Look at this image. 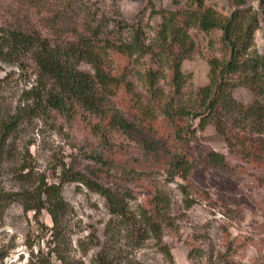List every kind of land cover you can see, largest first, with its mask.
Wrapping results in <instances>:
<instances>
[{
    "label": "rangeland",
    "instance_id": "1",
    "mask_svg": "<svg viewBox=\"0 0 264 264\" xmlns=\"http://www.w3.org/2000/svg\"><path fill=\"white\" fill-rule=\"evenodd\" d=\"M68 1L44 0L45 8L30 9L23 0H0V35L1 29L23 23L29 16L32 26L43 29L52 11L66 8ZM72 1L84 2L93 11L94 7L100 8L112 20L118 18L130 24L142 19L145 44L150 48L161 22V12H182L190 5L189 0ZM203 3L223 16L230 15L236 8L235 0H203ZM245 6L258 11L256 0H247ZM17 9H21L18 18L12 16ZM258 16L260 22L249 50L252 55L264 53V17L260 13ZM57 23L63 25L59 20ZM188 33L195 47L193 55L181 65L186 77L183 102L194 99L198 89L208 84V60L220 61L228 55L221 42V31L205 33L191 27ZM152 50L155 55L156 50ZM9 60L0 58V134L3 126L10 125L0 162V188L12 193L33 191L41 182L58 184L63 168L68 167L89 179H100L102 184L107 182L106 186L129 183L134 198L125 202L134 220L112 215L105 199L81 182L63 184L65 207L56 227L48 212H26L24 205L33 202L26 197H16L0 209V264H101L96 257L99 253L106 264H168L153 235L145 232L141 225L138 229L134 222L140 207H148V200L153 197L169 201L166 219L170 218L173 227L163 230V235L176 264H264V166L241 164L213 125L201 130L197 119H188L185 123L194 130L191 139L188 137L191 141L188 147L196 161L190 174L193 203L187 208L179 187L185 182L176 177L171 181L166 166L154 163L153 158L146 159L125 136L111 137L103 145L86 120L77 114L64 116L48 109H36L30 93L37 84L35 67L28 57ZM133 60L130 58L127 64L132 73L142 74V70L150 66L163 67L158 55L145 54L139 63ZM81 68L88 69L86 65ZM168 76L170 72L159 81L158 88L166 95L160 100H150L147 89L143 85L138 87L137 77L130 76V79L142 101H150L152 107H157L172 93L167 87ZM232 95L245 105L255 99L253 92L242 86L235 88ZM129 101L135 109L126 113L129 104L121 107L126 121L137 119L140 112L131 98ZM164 128L166 135L174 138L175 128L168 124ZM157 142L158 155L172 148L162 139ZM209 152L223 154L233 168L227 184H222L223 177L212 164L206 166L208 159L204 154ZM95 154L106 163L96 161ZM130 171L133 172L130 179H113L120 176L124 179ZM159 204L165 206L161 201Z\"/></svg>",
    "mask_w": 264,
    "mask_h": 264
},
{
    "label": "trees",
    "instance_id": "2",
    "mask_svg": "<svg viewBox=\"0 0 264 264\" xmlns=\"http://www.w3.org/2000/svg\"><path fill=\"white\" fill-rule=\"evenodd\" d=\"M23 1L30 9L45 8L44 0ZM189 1L188 9L182 12H161V22L155 30L152 48L145 44L142 19L130 24L118 18L112 20L100 8L94 7L93 11L84 2L72 0L65 2L66 8L62 7L59 12L52 11L49 25L45 27L47 29L32 26L29 16L23 23L18 22L16 26L1 29L0 35L1 59L18 61L21 57H28L35 67L37 84L30 93L36 109H48L64 116L68 113L77 114L86 120L90 130L103 145L111 137L125 136L146 159L153 158L154 163L166 166L171 181L176 177L185 182L179 187L187 208L193 203L191 192L194 186L190 174L196 163L188 147L191 143L188 139L194 133L191 126L185 124L188 119H197L201 130L213 125L241 164L258 168L264 166V53L249 54L254 32L260 22L258 14L264 17V0H256L258 11L251 6L246 7L247 0H235V10L226 16L206 7L203 0ZM19 12L21 9L15 10L12 16L18 18ZM58 20L63 25H59ZM113 26L115 28H111ZM191 27L205 33L221 31V42L228 55L224 60H208V84L198 89L194 99L183 102L182 89L186 77L181 65L193 55L195 47L188 33ZM152 49L156 50L155 55H158L163 66L161 69L157 66L156 70L150 66L144 68L142 74L128 71L130 58L139 63L145 54L154 57ZM82 65L88 69H82ZM168 72L170 76L167 77V87L171 95L164 102H159L157 107H152L150 101L143 102L130 76L137 77L138 87L143 85L147 89L150 100H160L166 95L158 88L159 81ZM241 86L251 90L255 96L247 105L236 101L232 95L234 89ZM130 98L140 112L137 113V119L126 121L121 107L129 104ZM134 109L135 106L129 104L126 113ZM167 124L175 128L174 138L170 134L166 135L164 125ZM9 126H3V133L0 134V162ZM160 139L172 147L163 155L157 154V141ZM95 155L93 158L96 161L102 165L106 163L100 155ZM205 155L208 159L206 166L212 164L222 175V184H227L233 168L225 156L216 152ZM131 177L132 171L125 174L124 179L121 176L113 179L124 181ZM69 181L81 182L101 195L112 215L134 220L125 202L134 198L129 183L106 186L104 184L107 182L102 184V180L89 179L68 167L63 168L58 184L41 182L33 191L12 193L0 188V209L16 197H26L33 203H26L24 211L39 214L45 210L56 227L65 207L62 186ZM160 201L165 206L159 204ZM147 204L148 207H140L135 225L138 229L141 225L145 232L153 235L168 264H176L163 235V230L173 227L170 218L166 219L169 201L153 197ZM224 230L228 231L226 228ZM230 247L229 244L228 249ZM96 257L99 263H107L105 258L100 257V253Z\"/></svg>",
    "mask_w": 264,
    "mask_h": 264
},
{
    "label": "built area",
    "instance_id": "3",
    "mask_svg": "<svg viewBox=\"0 0 264 264\" xmlns=\"http://www.w3.org/2000/svg\"><path fill=\"white\" fill-rule=\"evenodd\" d=\"M5 264H10V263H8V262H5Z\"/></svg>",
    "mask_w": 264,
    "mask_h": 264
}]
</instances>
